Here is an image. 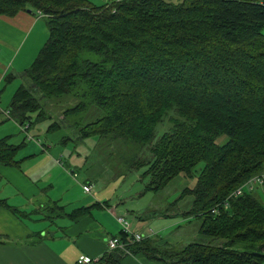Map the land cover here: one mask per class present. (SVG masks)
I'll return each mask as SVG.
<instances>
[{
	"label": "trees",
	"instance_id": "16d2710c",
	"mask_svg": "<svg viewBox=\"0 0 264 264\" xmlns=\"http://www.w3.org/2000/svg\"><path fill=\"white\" fill-rule=\"evenodd\" d=\"M28 10L45 17L48 37L22 73L30 85L16 88L10 118L30 127L41 98L86 97L103 115L80 136L136 146L148 190L180 174L195 179L183 189L189 215L201 219L202 235L221 240L174 246L151 236L132 243V253L164 264H260L264 186L226 199L264 171V0H0V15ZM164 118L170 127L157 136ZM20 146L0 137V165H17ZM0 207L16 211L3 198ZM124 255L107 252L95 264Z\"/></svg>",
	"mask_w": 264,
	"mask_h": 264
},
{
	"label": "crops",
	"instance_id": "0c3cea01",
	"mask_svg": "<svg viewBox=\"0 0 264 264\" xmlns=\"http://www.w3.org/2000/svg\"><path fill=\"white\" fill-rule=\"evenodd\" d=\"M41 19L45 17L30 11L0 15V137L13 135L15 121L6 115L7 107L23 71L48 37L44 26L36 30ZM20 145L25 148L17 151L18 164L0 167V198L16 209L0 207V264H74L80 255L102 258L105 239L121 232L116 215L125 213L95 194L77 193L50 148ZM1 170L19 174V182H11ZM80 181L92 186L86 175ZM77 209L84 210L73 216ZM119 264L164 263L136 252L122 256Z\"/></svg>",
	"mask_w": 264,
	"mask_h": 264
},
{
	"label": "rangeland",
	"instance_id": "374dc122",
	"mask_svg": "<svg viewBox=\"0 0 264 264\" xmlns=\"http://www.w3.org/2000/svg\"><path fill=\"white\" fill-rule=\"evenodd\" d=\"M89 1L98 5L105 0ZM43 26L47 32L45 19L40 20L36 30L41 31L42 28L43 31ZM262 34L264 35V27ZM45 37L47 35H44ZM81 57L91 60L99 58L97 54L88 51H82ZM18 84L29 86L30 82H27V78L23 76L22 80L19 78ZM40 104L41 117L36 116L37 112L31 113V123L28 129L25 127L29 122H25L24 125L12 122L15 128L9 139L10 142L15 145L24 142L25 145L32 144L40 148L43 146L50 148L51 157L58 156L61 159L66 169L65 172L77 193L79 191L85 193L82 190L80 179L86 175L92 182L93 192L89 194H95L99 199L109 200L118 206V210L125 213L124 217L130 227L134 230L136 228L141 230L138 232L143 235L151 233L149 237L166 238L167 243L174 246L192 241L213 244L221 242V240L202 235L199 232L201 219L189 215L191 214L192 196L183 193V189L193 187L195 179L180 174L169 180L159 190H148L149 177L144 175L146 166H135L141 157L136 146L121 139L111 140L109 137L95 135L80 136V128L83 125L103 115L100 108L89 103L86 97L71 94L41 98ZM169 127V121L164 118L163 122L155 128L156 135L160 136ZM226 140L225 135L216 138L218 144H223ZM22 146L18 150L25 148ZM20 151L16 154L17 159L21 158ZM201 165L202 163H199L198 166ZM1 172L7 174V178L13 183L19 182L21 178L17 173L8 174L2 170ZM72 172L76 176H73ZM257 194L261 195L264 204V196L260 189L257 190ZM239 246V244L235 245V247ZM260 264H264V259Z\"/></svg>",
	"mask_w": 264,
	"mask_h": 264
},
{
	"label": "built area",
	"instance_id": "2783aa9c",
	"mask_svg": "<svg viewBox=\"0 0 264 264\" xmlns=\"http://www.w3.org/2000/svg\"><path fill=\"white\" fill-rule=\"evenodd\" d=\"M110 1V0H108ZM6 115L8 116V111L6 112ZM27 128V126L25 127ZM21 129H23V126H21ZM24 130V129H23ZM59 164H61L60 160L57 161ZM73 176H76L75 173H72ZM264 186V172L263 173H257L252 175L250 178L245 180L242 184H240L235 190H233L227 197L226 201L230 197H237L239 195H242L244 191H252L253 189L257 187ZM82 189L85 193H90L92 190V186L89 184L82 185ZM224 206H227V202H224ZM213 213H217L218 209L214 208L212 210ZM116 219L118 223L121 226V231L125 234L126 239H122L121 237H107L105 239L107 252L111 251H120L125 255H131V244L140 242L145 237H149L151 233H148L147 235H143L140 232L134 231L128 221L125 219L124 215H116ZM101 258L100 257H90L88 255H80L74 264H95L97 263Z\"/></svg>",
	"mask_w": 264,
	"mask_h": 264
},
{
	"label": "water",
	"instance_id": "95a60500",
	"mask_svg": "<svg viewBox=\"0 0 264 264\" xmlns=\"http://www.w3.org/2000/svg\"><path fill=\"white\" fill-rule=\"evenodd\" d=\"M29 11V10H28Z\"/></svg>",
	"mask_w": 264,
	"mask_h": 264
}]
</instances>
